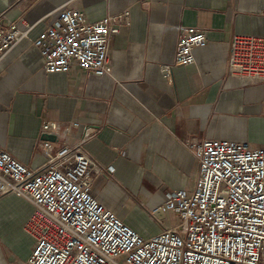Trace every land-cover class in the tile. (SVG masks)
<instances>
[{
  "label": "crops",
  "instance_id": "obj_1",
  "mask_svg": "<svg viewBox=\"0 0 264 264\" xmlns=\"http://www.w3.org/2000/svg\"><path fill=\"white\" fill-rule=\"evenodd\" d=\"M63 7L90 20L129 10V24L109 43L110 73L43 69L32 40ZM8 22L31 28L0 58V146L39 169L48 159L42 123L69 127L54 148L82 139L96 167L92 194L142 237L176 222L169 211L150 215L168 191L194 186L188 142L225 138L264 148V81L227 74L233 36L264 35V0H0V23ZM189 25L206 30V44L192 49V63L173 65L168 79L160 65L173 61L178 32ZM32 210L13 192L0 197V264L29 255L34 240L23 225Z\"/></svg>",
  "mask_w": 264,
  "mask_h": 264
},
{
  "label": "built area",
  "instance_id": "obj_2",
  "mask_svg": "<svg viewBox=\"0 0 264 264\" xmlns=\"http://www.w3.org/2000/svg\"><path fill=\"white\" fill-rule=\"evenodd\" d=\"M25 23V19H20ZM124 9L90 20L78 8L63 7L32 40L46 72L80 67L95 75L111 71L109 43L129 24ZM26 24V23H25ZM31 26L0 23V58ZM206 30L180 28L171 63H161L166 78L173 65L194 61L192 49L206 44ZM227 74L244 82L264 81V35L235 34ZM74 122L72 126H78ZM69 127L46 121L41 149L48 156L32 169L0 146V197L13 192L33 205L23 228L33 247L21 264H264V148L248 141L206 138L186 145L195 152L193 188L166 193L161 208L177 220L142 237L92 194L94 161L80 147L54 143Z\"/></svg>",
  "mask_w": 264,
  "mask_h": 264
},
{
  "label": "water",
  "instance_id": "obj_3",
  "mask_svg": "<svg viewBox=\"0 0 264 264\" xmlns=\"http://www.w3.org/2000/svg\"><path fill=\"white\" fill-rule=\"evenodd\" d=\"M41 138H42V139H51V140H54V139H55V136L52 135V134L44 133V134H42ZM154 214H155V216H158V215L164 216V215H165V212H164L161 208H158V209L155 211Z\"/></svg>",
  "mask_w": 264,
  "mask_h": 264
}]
</instances>
